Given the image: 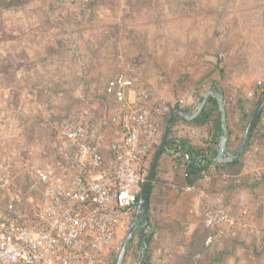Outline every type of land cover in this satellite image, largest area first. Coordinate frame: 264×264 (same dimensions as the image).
<instances>
[{
	"label": "rangeland",
	"instance_id": "374dc122",
	"mask_svg": "<svg viewBox=\"0 0 264 264\" xmlns=\"http://www.w3.org/2000/svg\"><path fill=\"white\" fill-rule=\"evenodd\" d=\"M8 2L11 6L0 3V146H9L18 163L48 158L62 129L84 110L96 118L109 116V101L99 90L120 71V55L147 64L150 82L167 98L182 97L198 107L204 92L220 89L232 127L229 147L238 148L264 94V0ZM172 127V137L196 140V125L181 120ZM201 127L207 142L213 124ZM261 145L264 113L239 163L214 174L210 191L221 193L218 184L229 194L248 187L245 202L234 211L259 209L250 213L264 227V199L259 188L250 189L257 176L264 180ZM224 175L240 177L241 187L224 185ZM16 181L23 191L31 185L26 176ZM181 186L153 182L149 220L155 236L145 264H264V242L246 233L248 241L243 235L242 243L229 247V238L191 214L195 197ZM169 212L173 221H167L169 214L163 217ZM133 222L107 251L106 264H116ZM140 253L136 235L124 264H137Z\"/></svg>",
	"mask_w": 264,
	"mask_h": 264
},
{
	"label": "built area",
	"instance_id": "2783aa9c",
	"mask_svg": "<svg viewBox=\"0 0 264 264\" xmlns=\"http://www.w3.org/2000/svg\"><path fill=\"white\" fill-rule=\"evenodd\" d=\"M118 59L120 71L99 90L111 107L107 118L84 110L62 129L48 158L38 161L18 163L9 146H0V264H106L107 251L134 221L166 119L192 104L159 92L144 62ZM170 139L173 169L186 182L201 170L197 181L180 187L198 198L195 215L219 236L264 235L246 211L234 214L210 191L212 141L196 152L179 136ZM20 176L30 179L27 191L17 184ZM223 178L226 186L242 184L240 177Z\"/></svg>",
	"mask_w": 264,
	"mask_h": 264
},
{
	"label": "water",
	"instance_id": "95a60500",
	"mask_svg": "<svg viewBox=\"0 0 264 264\" xmlns=\"http://www.w3.org/2000/svg\"><path fill=\"white\" fill-rule=\"evenodd\" d=\"M202 98L203 99L197 108L196 106H193L191 109L188 110L174 109L167 117L160 143L154 153V157L149 167L146 181L139 195L138 208L136 211L134 223L132 224L131 229L128 232L122 244L116 264H124L126 254L131 244L133 243L136 235L138 236V243L141 249L140 257L137 264H143L145 260L148 247L154 236V229L151 226L148 218L151 187L153 184V179L155 177L157 166L159 164V160L164 153L167 140L171 133L172 126L177 118H183L184 120L187 121H192L196 119L202 113L209 98H214L217 100V105L221 113V130H222L219 138L217 154L214 158V162L216 164H222V165L232 163L240 159L241 156L246 151L249 141L258 123V120L260 119L262 112L264 110V94L258 106L254 110L246 127L244 136L238 148L235 151H231L228 146L229 129L227 125V112L225 108L224 94L219 91L208 90L202 94ZM147 232H149L148 236H146Z\"/></svg>",
	"mask_w": 264,
	"mask_h": 264
},
{
	"label": "crops",
	"instance_id": "0c3cea01",
	"mask_svg": "<svg viewBox=\"0 0 264 264\" xmlns=\"http://www.w3.org/2000/svg\"><path fill=\"white\" fill-rule=\"evenodd\" d=\"M208 90H214V91H221L220 89H218L217 87H215V88H210V89H208ZM161 92V91H160ZM222 92V91H221ZM169 100H172V98L171 97H169L168 98ZM226 104V103H225ZM194 105H192V106H190V107H188V109H191L192 107H193ZM210 107H211V105H210ZM197 108V107H196ZM187 109V110H188ZM179 121H181V120H179ZM183 121V120H182ZM187 121V120H186ZM213 121H214V118L212 119V120H210L209 122L210 123H212L213 124ZM178 122V121H177ZM185 122V121H184ZM240 122H243L242 120L240 121ZM187 123V122H186ZM188 124H194V123H188ZM194 125H196V140H192V138H190V139H188V138H182V137H180L181 138V140L186 144V145H188V146H190L191 148H193L194 150H201V149H203L205 146H206V144H208V143H210V141H212L211 142V145L209 146V152H210V154H211V157H213V158H215V156H216V154H217V149H218V141H217V138H216V130H215V128H212L211 129V132H210V139H209V141H207V142H204L203 141V137H204V135H206V133L204 132V130L203 129H200V128H202L201 126H205V125H198V124H194ZM227 125H228V129H232V127H231V122H230V115H229V113L227 114ZM172 133L174 134V132H173V130H171V135H172ZM202 133V134H201ZM204 134V135H203ZM194 139V138H193ZM228 146H229V143H228ZM230 148V147H229ZM168 156V158H167V160H165V163H164V156ZM261 156H263V158H264V145L262 146L261 145V147H259V156H258V159H260V157ZM159 163H160V165L162 164V165H164L163 167H161L163 170H160V165H159V168H157V179H158V184H160V185H164V186H170L173 182H177V181H179V183L181 184V185H184L185 183H188V181L186 182L183 178H182V176H181V174H180V172H178V171H175L174 169H173V165H172V160L170 159V157H169V155L168 154H163L162 156H161V158H160V160H159ZM174 171H173V170ZM171 170V171H170ZM215 170H216V173L217 174H220V173H218V171H222L223 169L222 168H216V166H215ZM252 170V169H251ZM254 170H256V169H253V171ZM167 171V172H166ZM252 171V172H253ZM252 176L254 175H256V174H251ZM241 179V178H240ZM257 179H260V180H258V181H254L253 180V187L254 188H250V189H258L259 188V192H260V195H259V198H261V200L262 199H264V180H263V183L262 182H259V181H261V178H259L258 176H257ZM242 180V179H241ZM246 182V181H245ZM244 184V183H243ZM242 185V184H241ZM218 186L223 190L221 193H214V195H217V196H219V197H221L222 198V200H223V202L226 204V206L231 210V212H233L234 214H238V213H240V212H243V211H240V212H236V211H234V209H236L237 207H239V205H242V203H244L245 201V195H249L248 193H247V191L246 190H249V188L248 187H244V185H243V189L241 190V192L240 193H238V194H229L227 191H226V189L225 188H223L222 186H220L219 184H218ZM234 188H239V187H241V186H238V187H235V186H233ZM246 189V190H245ZM216 190H218V189H216ZM153 191H154V189H153ZM250 192V191H249ZM153 194V193H152ZM187 195H190V194H187ZM191 196H194V195H191ZM195 198H194V205H193V208L191 207V209H190V211H191V214L193 215V214H195L194 213V211L196 210V209H198L199 208V205H200V203H199V200H198V198L196 197V196H194ZM243 198H244V200H243ZM249 199V198H248ZM193 200V199H192ZM246 201H248V200H246ZM263 202V201H262ZM150 205H151V199H150ZM252 208H251V210H252V212L253 211H258L259 209H257V208H253V206H251ZM261 209V208H260ZM250 209L249 210H245L247 213H248V215L250 216V218H251V220L253 221V218H252V215H251V213H250V211H251ZM150 212H152V210H151V208L149 207V214H148V218L150 217ZM154 213L156 214L157 213V210H155L154 211ZM171 215V216H169L168 218H167V221H170V220H174L175 219V217L176 216H174L173 215V213H171V212H169V213H167V214H164L165 216H163V217H165L164 219H166V215ZM150 221V220H149ZM254 222V221H253ZM255 223V222H254ZM255 224H257V222L255 223ZM210 227V226H209ZM154 229V228H153ZM212 229V228H211ZM246 233L247 234H250V235H253L255 238H257L256 239V242L257 243H259V244H261V242L263 243L264 242V236H262V235H257V234H255V233H251V232H249V231H246V232H236V233H229V234H226V235H224L225 237H227V238H229V240H227V245L229 246V247H231V246H233V245H236V244H238V243H242L243 242V240H241V238L240 237H243V235H246ZM154 236H155V230H154ZM154 236H153V238H152V240H151V242H150V245H151V243H152V241H153V239H154ZM244 239H246V240H244V241H248V237H247V235H246V237H243ZM246 243H248V242H246ZM150 245H149V247H150ZM239 245V244H238ZM241 245V244H240ZM244 245H247L248 246V244H244ZM148 247V248H149ZM240 255H241V252H240ZM233 258V255H231V259ZM240 260V259H239ZM238 262V261H237ZM239 262H241L242 263V261L240 260Z\"/></svg>",
	"mask_w": 264,
	"mask_h": 264
},
{
	"label": "trees",
	"instance_id": "16d2710c",
	"mask_svg": "<svg viewBox=\"0 0 264 264\" xmlns=\"http://www.w3.org/2000/svg\"><path fill=\"white\" fill-rule=\"evenodd\" d=\"M10 1H11V0H10ZM12 1H13V0H12ZM0 3L3 4V5H6V6H11V4H12V2L10 3V2H8V0H0ZM202 99H203V98H202V95H201V97H200V99H199V101H198L199 104L201 103ZM259 102H260V101L257 102L256 106H258ZM210 105H211V107H210ZM215 112H217V114H218L216 118H215V116H214V113H215ZM263 113H264V110H263V112H262V115H263ZM262 115H261L260 119L258 120V123H257V125H256L255 130H256L257 127H258V124H259V122H260V120H261V118H262ZM213 118H214V121H213V128H215V130H216V138H217V141L219 142V138H220V135H221V132H222V130H221V113H220L219 108H218V105H217V100L214 99V98H209V100H208L206 106L204 107L202 113H201L196 119H194V120H192V121H186V120H184L183 118H177V119L175 120L174 124H175L177 121H179V120H183V121H185V122H187V123H194V124H198V125H206V124H208L209 121L212 120ZM174 124H173V126H174ZM172 128H173V127H172ZM255 130H254V131H255ZM229 136H230V130H229ZM228 141H229V139H228ZM170 144H171V139H170V136H169V138H168V140H167L166 148H165V150H164V153H165V151L167 150V148L170 146ZM201 150H202V149H201ZM197 151H199V150L197 149L196 152H197ZM164 153H163V154H164ZM209 153H210V152H209ZM239 160H240V159H238V160H236V161H234V162H232V163H228V164H224V165H222V164H216V163L214 162V158L211 157V158H210V163H211V164H214V165L216 166V168H222V169H223L222 171H218V173L221 174L222 172H224V171L227 170L228 168H231V167L237 165V164L239 163ZM200 171H201V170H200L199 168L194 169L193 172H192V176H191V178L188 180V183H194L195 181H197V180L199 179V177H200V174H199ZM156 178H157V169H156V173H155V177H154V179H153V182L156 180ZM152 193H153V184H152V187H151L150 199H151ZM143 264H145V260H144Z\"/></svg>",
	"mask_w": 264,
	"mask_h": 264
}]
</instances>
